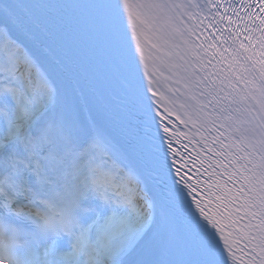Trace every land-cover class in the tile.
<instances>
[{
    "label": "snow or ice",
    "instance_id": "6c2138e0",
    "mask_svg": "<svg viewBox=\"0 0 264 264\" xmlns=\"http://www.w3.org/2000/svg\"><path fill=\"white\" fill-rule=\"evenodd\" d=\"M0 264H264V0H0Z\"/></svg>",
    "mask_w": 264,
    "mask_h": 264
}]
</instances>
